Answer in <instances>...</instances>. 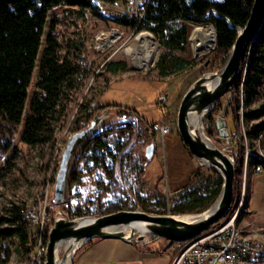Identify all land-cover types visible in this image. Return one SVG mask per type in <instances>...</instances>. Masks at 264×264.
Segmentation results:
<instances>
[{
    "label": "rangeland",
    "instance_id": "374dc122",
    "mask_svg": "<svg viewBox=\"0 0 264 264\" xmlns=\"http://www.w3.org/2000/svg\"><path fill=\"white\" fill-rule=\"evenodd\" d=\"M61 8L53 16L59 17L56 28L61 45L59 54L62 57H69L76 65H79L80 74H76L75 86L70 90L71 100L58 122L54 141L37 146L20 141L16 145L18 153L15 154L16 147L13 150L11 147L0 162L2 169H5L0 176V213L7 215L21 208L24 215H27L31 221L26 248L24 242H21L17 236L12 238V243H8L11 256L7 264H45L48 234L55 219L61 215L71 219L98 217L112 213L109 211L114 207L110 205L115 203H118L116 208L120 210L144 211L159 215L184 216L203 212H175V198L166 196L162 190L154 187L152 182H148L153 173L145 169L147 162L145 149L152 140L146 133L139 140L134 138L135 149L129 153L133 159L129 157L127 163H118L116 166L121 183L120 190L115 193L107 190L110 171L114 165L113 158L109 156L98 161L90 160L81 168L79 179L72 182L70 186L67 204L60 208L53 201L61 156L67 141L76 132L74 125L78 119H81V123L86 124L85 127H87L99 113L112 111V118L107 122L109 125L121 117V114L117 113L121 109L114 105L136 110L133 107L134 104H144L148 101L150 105H154L153 108L159 109L157 110L159 114L161 113L167 119L158 122L169 124L171 131L173 126L178 132L177 114L183 96L203 74L220 72L230 54L217 64L212 63L213 53L217 48L216 43L213 50L195 57L191 40L195 29L202 24L188 21L179 22L177 27L182 26L187 29V42L188 36L190 41L189 51L186 50L187 42L184 51L167 48L163 45L160 35L153 30V24L141 25L143 17L136 13L138 7L131 5L127 0H95V6L89 9L68 6ZM126 11L131 13L129 18L137 21L136 23L129 26L120 23L117 17L124 18L122 14ZM211 24L214 23L203 25ZM142 32H150L153 35V42L159 44L160 48L155 65L146 70L135 68L125 52L128 47L141 49L142 43L137 36ZM260 43V39L254 38L248 46V53L241 67L238 81L229 92L230 105L227 111L230 115L227 116V123L230 132L235 129L233 117L236 116V107H238L236 97H243L242 84L247 82L250 57ZM176 59H179L185 67L183 70L178 67ZM160 64L164 65L161 69L158 67ZM165 72L167 75L164 74ZM258 79L261 81L260 86H255L253 89L257 90L259 101L249 102L246 105V111L264 102V73H261ZM227 99V95L221 97L214 111L201 120L204 134L219 148L223 142L218 139L220 135L217 123L211 124L208 116L220 115ZM244 99H246L245 92ZM2 128L0 119V139L4 141L6 135L3 136ZM20 129L21 126L11 136L13 143L16 142ZM8 137L10 138V134ZM81 152L75 160L74 169L78 166ZM0 154L3 155V152ZM8 155H10L8 160L3 164ZM192 180L195 187L213 185L217 182H221L223 186L221 174L214 168L201 165L199 162ZM218 197L208 208L216 203ZM226 215H236V225L244 236L264 241V173L257 174L253 168H250L244 179L242 173L236 168L233 202ZM36 231H43L40 241L33 236ZM156 240L166 241L169 246L167 240L156 235H148V244ZM64 247L65 243L61 244L60 255ZM3 257L4 253H0V260H3Z\"/></svg>",
    "mask_w": 264,
    "mask_h": 264
},
{
    "label": "trees",
    "instance_id": "16d2710c",
    "mask_svg": "<svg viewBox=\"0 0 264 264\" xmlns=\"http://www.w3.org/2000/svg\"><path fill=\"white\" fill-rule=\"evenodd\" d=\"M253 4L254 0H226L221 3L213 0H150L141 25L153 24V30L160 35L164 46L172 50L184 51L187 29L182 26L177 27L179 22L188 21L199 25L214 23L217 28V48L213 53L212 63L217 64L227 58L237 38L238 27L246 25ZM62 6L89 9L95 6V0H0V119L2 134L6 135L4 141L0 139V152H3V155L0 154V162L14 144L11 136L22 126L29 91L32 93L35 90L22 142L31 146L45 145L54 141L58 122L71 100L70 90L75 86L76 74H80V66L69 57H62L59 54L61 45L56 33L58 16L53 17L51 21L38 78L36 69L49 12ZM214 11L220 16H216ZM117 19L126 26L137 22L127 16ZM226 19H229L230 23ZM256 39H260L261 43L257 44L250 57L247 82H244L246 105L252 100L259 101L258 92L253 88L260 86L261 81L258 76L264 73L262 69L264 21ZM189 45L188 36L187 51ZM176 63L182 70L185 68L179 59H176ZM163 66L158 65L160 69ZM161 72L163 73V70ZM164 74L167 75L166 72ZM114 106L121 109L116 112L125 118L120 117L98 132L80 153L78 166L73 170V182H75L79 179L81 168L90 160L98 161L111 156L114 165L107 183V190L110 193L121 189L116 166L118 163H127L129 157L133 159L129 153L135 149V140H139L145 133L152 141L155 140L152 124L140 112L124 109L121 105ZM263 115L264 102L247 110L246 119L250 122L260 119ZM208 119L212 122L213 116L209 115ZM85 125L81 123V119H78L74 130H80ZM263 128L264 122L254 124L252 133H257ZM17 151L18 147L15 148V154L18 153ZM9 162L10 160L7 164ZM3 172H5L4 168L0 171V176ZM221 186L222 183L217 182L213 185L195 187L192 180L175 198L174 211L178 213L205 211L220 195ZM116 205L118 203L111 204L110 206L114 208L109 212L119 211L120 208H116ZM30 224L21 208L7 215L0 213V253H4L0 264H7L10 260L8 243H12L13 237L17 236L21 242L23 241L26 248V243L29 242Z\"/></svg>",
    "mask_w": 264,
    "mask_h": 264
},
{
    "label": "water",
    "instance_id": "95a60500",
    "mask_svg": "<svg viewBox=\"0 0 264 264\" xmlns=\"http://www.w3.org/2000/svg\"><path fill=\"white\" fill-rule=\"evenodd\" d=\"M61 9V7H58L49 12L36 67L37 78L46 48V40L51 21L55 13ZM214 13L216 16H220L217 12L214 11ZM226 20L230 23L229 19ZM263 21L264 0H254L249 20L244 27H238L237 38L224 68L220 72H209L199 77L185 93L179 105L177 128L182 140L199 164L214 168L223 178L222 190L216 203L207 210L197 214L199 216L191 221L178 219V215L173 214L159 215L135 210H119L98 217H90L91 219L89 221H80L82 218L71 219L65 216L63 212H60L64 216L61 215L55 219L48 234L45 264H56V245L62 241H67L69 244V247L63 249L61 252V260L65 262L72 249L75 250H73L75 256L77 250L86 241L94 238L121 239L130 243L148 245V237L144 233L136 232L133 228L128 233L127 230L136 222L143 224L148 233L173 242L186 240L200 234L220 221L229 212L234 196L236 175L235 159L231 154L224 153L207 138L202 130L201 120L205 115L214 111L216 103L221 97L227 95L228 99L220 115H218L216 123L220 135L218 139L224 143V138H226L227 143L232 144L226 121V114L230 105L229 92L238 81L241 67L248 53V46L256 38ZM212 81L216 82L213 86L209 87L208 83ZM34 91L32 93L29 91L20 133L11 150L22 141L27 118L30 115V106ZM193 115L201 118L199 127L190 124V118ZM111 118L112 111L99 113L91 120L87 127L74 132L67 141L61 156L54 187L53 201L60 208L68 203V194L73 182L74 163L79 152L83 151L89 141L105 128ZM154 152L155 144L151 143L145 149L146 157L151 159L154 156ZM9 156L5 158L3 164L8 160ZM1 169L2 165L0 166V171ZM73 260L74 257L71 260V264H73Z\"/></svg>",
    "mask_w": 264,
    "mask_h": 264
},
{
    "label": "built area",
    "instance_id": "2783aa9c",
    "mask_svg": "<svg viewBox=\"0 0 264 264\" xmlns=\"http://www.w3.org/2000/svg\"><path fill=\"white\" fill-rule=\"evenodd\" d=\"M127 1L138 7L136 13L143 17L150 0ZM213 1L221 3L226 0ZM130 14L126 11L122 17H129ZM236 103L238 107H236V116L233 117L235 129L232 132L228 129L232 144H228L224 138L220 149L224 153L231 154L235 159L237 170L245 179L250 168H253L257 174L264 173V128L252 133L254 124L264 122V115L260 119L247 121L244 92L243 97H236ZM228 115L230 113L227 111L226 121ZM217 117V115L213 116V121L210 123L216 125ZM153 130L165 136L171 132V127L169 124L157 122L153 124ZM235 219L236 215H225L220 221L192 238L173 241L171 244L168 241L171 252L170 264H264V241L244 236ZM28 220L31 223L29 217ZM42 234L43 231H36L33 236L40 241Z\"/></svg>",
    "mask_w": 264,
    "mask_h": 264
},
{
    "label": "crops",
    "instance_id": "0c3cea01",
    "mask_svg": "<svg viewBox=\"0 0 264 264\" xmlns=\"http://www.w3.org/2000/svg\"><path fill=\"white\" fill-rule=\"evenodd\" d=\"M150 104L146 101L144 104H134L133 107L151 124L166 121L164 115L157 112L159 109L153 108L154 105ZM153 133L155 140L151 143L155 144V152L151 159L146 157L145 165V169L153 173L148 182H152L153 186L162 190L166 196L176 198L192 181L198 169V161L173 126L172 131L165 136ZM170 262L171 252L166 241L156 240L143 245L121 239L102 238L86 241L77 250L73 260V264H170Z\"/></svg>",
    "mask_w": 264,
    "mask_h": 264
},
{
    "label": "bare ground",
    "instance_id": "6f19581e",
    "mask_svg": "<svg viewBox=\"0 0 264 264\" xmlns=\"http://www.w3.org/2000/svg\"><path fill=\"white\" fill-rule=\"evenodd\" d=\"M137 39L142 43L141 49H136L134 47H128L125 49V52L127 55H129L131 59V64L141 70H146L152 66L155 65L158 57H159V44L153 42V35L150 32H142L137 36ZM191 40V39H190ZM193 44V51L195 57H200L202 55L207 54L211 50H213L216 47V41H217V32L216 28L213 24L211 25H202L200 27H197L194 32L193 39L191 40ZM217 81V79H216ZM216 81H212L208 83V86L211 87L215 84ZM200 119L196 116H191L190 118V124L192 126H200ZM199 215H184L180 216L178 215V219H182L185 221H191L198 217ZM80 221H89L90 217H80ZM131 228L135 229L136 232L144 233L147 237L150 233L146 230L143 224L136 222L133 225L130 226V228L127 230L128 233L130 232ZM65 243V248L69 247V244L67 241L59 242L56 245V251H55V263L56 264H71V260L74 257L73 250L69 253L68 259L65 262H62L61 258L62 256L59 254V248L61 244ZM76 248V247H74ZM75 251V250H74Z\"/></svg>",
    "mask_w": 264,
    "mask_h": 264
}]
</instances>
